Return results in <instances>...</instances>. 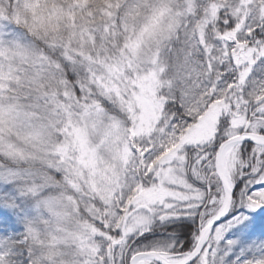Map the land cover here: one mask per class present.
<instances>
[{
  "label": "snow or ice",
  "instance_id": "1",
  "mask_svg": "<svg viewBox=\"0 0 264 264\" xmlns=\"http://www.w3.org/2000/svg\"><path fill=\"white\" fill-rule=\"evenodd\" d=\"M0 264H264V0H0Z\"/></svg>",
  "mask_w": 264,
  "mask_h": 264
}]
</instances>
